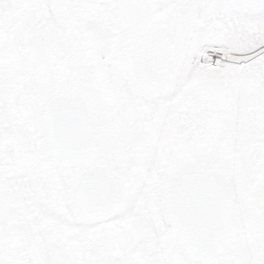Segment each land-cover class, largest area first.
Instances as JSON below:
<instances>
[{
  "label": "snow or ice",
  "instance_id": "obj_1",
  "mask_svg": "<svg viewBox=\"0 0 264 264\" xmlns=\"http://www.w3.org/2000/svg\"><path fill=\"white\" fill-rule=\"evenodd\" d=\"M0 264H264V0H0Z\"/></svg>",
  "mask_w": 264,
  "mask_h": 264
}]
</instances>
